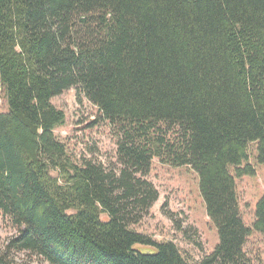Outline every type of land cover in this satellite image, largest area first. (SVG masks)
Returning <instances> with one entry per match:
<instances>
[{"label": "trees", "instance_id": "obj_1", "mask_svg": "<svg viewBox=\"0 0 264 264\" xmlns=\"http://www.w3.org/2000/svg\"><path fill=\"white\" fill-rule=\"evenodd\" d=\"M70 89L117 129V168L56 137ZM0 91V212L17 229L0 264H253L264 196L247 227L236 178L255 175L252 143L264 164V0H0ZM155 159L199 177L219 243L198 263L132 229L159 199Z\"/></svg>", "mask_w": 264, "mask_h": 264}, {"label": "rangeland", "instance_id": "obj_2", "mask_svg": "<svg viewBox=\"0 0 264 264\" xmlns=\"http://www.w3.org/2000/svg\"><path fill=\"white\" fill-rule=\"evenodd\" d=\"M52 104L65 114V122L55 129L56 137L66 145L69 157L75 163L84 159L100 162L107 169L117 168V129L102 119L99 110L77 90L65 91L52 100ZM8 105L0 91V113L7 112ZM174 136L173 132L168 133ZM250 165L254 176L236 178L239 206L243 222L252 227L255 222L256 205L264 196V164L258 162V145L248 148ZM234 175V169L231 168ZM53 177L58 173L52 171ZM146 179L159 193V199L132 229L160 243L173 242L182 256L191 263H198L210 255L219 243L216 228L207 215L204 199L200 192L197 173L190 167H171L153 160ZM73 212H70L72 214ZM103 221L107 216L102 217ZM17 235V229L0 212V243L5 245ZM136 250L155 254L156 249L136 245ZM253 264H264V234L253 232L245 247ZM16 261L27 264H48L42 259L20 254Z\"/></svg>", "mask_w": 264, "mask_h": 264}]
</instances>
